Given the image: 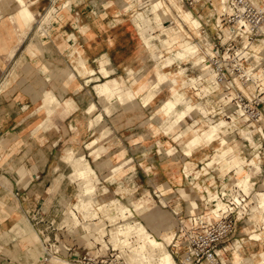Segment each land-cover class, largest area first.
Here are the masks:
<instances>
[{
  "label": "crops",
  "instance_id": "0c3cea01",
  "mask_svg": "<svg viewBox=\"0 0 264 264\" xmlns=\"http://www.w3.org/2000/svg\"><path fill=\"white\" fill-rule=\"evenodd\" d=\"M23 1L34 15L29 23L20 16L21 0H0V264H70L74 256L89 247L98 221L88 219L77 226L65 221L86 181L93 187L89 196L97 203L115 201L133 208L139 196L152 198L154 206L140 201L143 208L147 207L140 220L156 237L162 238L165 232V239L172 237L168 246L173 256L181 252L183 257L185 232L192 231L198 218L210 214L206 196L215 188L228 187L234 170L226 167L220 171L217 168L221 163L207 166L217 141L197 147L191 154L185 152L186 138L180 139L178 134L193 127L194 122L200 124L195 109L187 110V116L167 130L175 115L169 120L170 114L158 111L169 97H160L167 86L150 102H143L156 80V70L165 67L157 61L153 79L146 76L144 70L149 62L145 53L149 49L143 50L134 41L133 35L142 28L150 26L153 34L152 19L125 16L117 0H59L50 19L39 26L51 1ZM122 1L131 8L126 0ZM176 1H181L177 2L181 8L185 4L198 14L200 25L192 30L198 36L209 37L204 54L219 56L224 46L215 41L214 32L223 37L231 30L227 16H211L215 9L211 0ZM218 1L223 4V0ZM139 4L136 0V6ZM203 7H207L203 13L208 16H201ZM154 22L163 30V23L155 16ZM157 50L152 54L158 59L161 51ZM77 51L87 62L85 71L73 60ZM201 51L199 46V55H204ZM243 53L242 68L247 72L252 69L251 80L242 83L234 77L237 87L230 89L228 77L219 82L223 89L213 99L216 105L226 107L223 116L229 115L227 111L237 95L264 103L259 76L264 64L263 38ZM91 67L95 74L86 79L93 81L86 82L80 74L92 72ZM136 80L140 84L147 80L149 87L134 99L123 96L121 100L112 95L104 100L96 90L103 83L127 89ZM167 92L170 94L169 89ZM262 110L257 127L240 124L237 118L238 126L229 139V144L239 148L246 159L260 162L262 170L249 167V211L219 245L224 264H252L262 260L261 252L264 253V240L250 239L251 233L264 232V206L262 215L260 207L252 210L259 199L257 193L264 191V104ZM243 128L251 129L258 149H243L247 143ZM258 150L260 157L255 156ZM78 163L92 168L87 178L76 175ZM197 171H201L200 176ZM191 201L198 204L194 213L188 212ZM149 212L155 220H146Z\"/></svg>",
  "mask_w": 264,
  "mask_h": 264
},
{
  "label": "rangeland",
  "instance_id": "374dc122",
  "mask_svg": "<svg viewBox=\"0 0 264 264\" xmlns=\"http://www.w3.org/2000/svg\"><path fill=\"white\" fill-rule=\"evenodd\" d=\"M176 0H139V2H140V4L139 5H137V6H135V7H133V8H127L125 5H124V2L122 1V0H117V2L118 3H120L121 4V6L123 5V13L125 14V16H132L131 18H133L134 20H135V16H149L151 19H152V21H153V29H152V32H153V34L154 35H160V34H162V30H161V28H162V26L161 27H159V26H157L156 25V23L154 22V13H153V7H154V5L156 4V5H159V6H164V8L166 9V11H168L167 13H169V15L170 16H168V18H165V19H163L164 21H163V25H166V26H168V28H171V29H175L174 27H176V29H179V28H182L181 29V33H182V35L184 36V38H185V42L186 43H189V44H191V45H195L197 48H198V54H199V46L201 47V49H202V53L204 54V51H205V47H207V41H209L208 40V38L206 37V36H204L203 34H201V35H203V36H198V35H196L195 33H194V31L192 30V27H191V25L187 22V20L183 17V16H181L180 15V9H182V10H185L186 11V13H187V15L188 16H186V18H188V19H196L197 20V16H198V14H195L194 12H192L191 10H188V9H190V7H187L185 4H183L184 6H183V8H181L179 5H178V3L180 4V2L179 1H176ZM256 4H258L255 0H253ZM18 2H19V0H18ZM171 2L173 3V5L171 4ZM178 2V3H177ZM211 2H212V4L213 5H211V7L212 8H215L214 9V11H211V16H213V15H215V16H230L231 15V13H232V8H231V6H230V0H223V4L222 3H220L218 0H211ZM218 2V3H217ZM20 3V2H19ZM58 6H59V0H57V2H56V4L54 5V6H50L49 7V9L47 10V12L45 13V15H44V17L42 18V21H40L39 22V26H42L45 22H47L49 19H50V17L52 16V14H53V12H55V8H58ZM153 6V7H152ZM260 6H264V2L263 3H261L260 4ZM163 8V7H162ZM206 8L207 7H203V8H201V10H200V13L202 14L201 16H208V14H204L203 12H204V9L206 10ZM223 10V11H222ZM136 11H138V13H140V15H135L134 16V13L136 12ZM194 13V14H193ZM31 14H33V13H31ZM31 14L30 15H28V16H23V18L25 19V21H26V23H29V22H31L33 19H34V15H32L31 16ZM196 18H195V17ZM182 17L184 18V20L182 19ZM168 20V21H167ZM198 21V20H197ZM199 22V21H198ZM198 22H197V25H198ZM134 23V22H133ZM202 23V22H201ZM135 24V23H134ZM211 25V24H210ZM209 25V26H210ZM135 27L137 28V26L135 25ZM231 27H232V25H231ZM148 28V27H147ZM201 28V27H200ZM202 28H203V26H202ZM233 28V27H232ZM138 29V28H137ZM189 30H191V31H189ZM198 32H199V29H198ZM211 32V31H210ZM230 32V31H229ZM180 33V34H181ZM176 35V34H175ZM163 36H167V33L165 32V33H163ZM172 36H174V34L172 35ZM214 36H215V41H219L220 42V40H223V41H225L227 38H228V31L223 35V37H221L218 33L217 34H215V32H214ZM133 37H134V41L135 42H137V44L138 45H141V47H142V49L144 50L145 49V44L143 43V42H145V41H147V39H144V37H142L141 36V34H140V32L138 31V32H136V35H133ZM211 37V36H210ZM261 37H263V43H264V35H262ZM257 41V40H256ZM256 41H254V42H256ZM152 42L155 44V45H157L158 47V49H160V53L158 54V59L155 57V55L153 56V54H152V52L151 51H147L146 53H145V60H147L149 63H148V67L144 70L145 71V75L146 76H151V79H153V74H154V72H155V69H154V66H156V62L157 61H159V63L160 64H162V60H163V58H165V57H167V56H170L172 53H174L175 52V50L176 49H178L176 46L173 48L174 49V51H172V53H170L169 52V50L167 49V48H165V47H162V45L161 44H159V40H158V38H152ZM254 42H252L251 44H250V47L252 46V44L254 43ZM207 45H206V44ZM209 43V42H208ZM236 43H237V45H239L240 46V39L239 38H237L236 39ZM199 44V45H198ZM209 47V46H208ZM157 48H156V50H157ZM158 51V50H157ZM74 56H73V60H76V65L77 66H79L82 70H86L85 69V66H87L86 64H87V62L84 60V59H81L80 58V55H79V53H78V51L77 52H74V54H73ZM205 55V54H204ZM204 55H198V57H186V58H183V59H177V60H175L174 61V63L171 65V66H168V67H164L163 69H162V71H164V72H166V73H169V72H171V71H178L179 69H181V68H185L184 70H185V72H186V74L189 76V78L190 77H192V78H194V79H196V80H194V81H197L198 80V83L199 82H203L204 81V83H202V84H210V83H212V80H210L209 78H210V74L211 73H213V70H212V65L211 64H209L210 66V68L211 69H209V71L208 70H204L203 69V67H204V65H206V64H204V63H207L208 64V60H209V57L212 59L213 58V56L212 55H209V54H206L205 56H206V62H201L200 61V58L199 57H201L202 59H204L205 57H204ZM209 55V56H208ZM75 65V66H76ZM262 66H263V63H262ZM76 68V67H75ZM91 69H92V67H91ZM103 69V67L101 68V72L103 73V75H105L106 74V72L104 71V70H102ZM166 69V70H165ZM143 70H141L140 71V73L141 72H144ZM261 71H263V75H264V67H260L259 68V73L261 72ZM85 73V72H84ZM80 74L83 78H85V80H86V82H90V81H93V79L91 78L90 80H88L87 81V75H92L93 73L95 74V70H93L92 69V72L90 71V72H88V70H87V72L85 73V74ZM252 73V72H251ZM96 77H97V75H96ZM95 77V78H96ZM197 77H199V78H202V79H198ZM264 77V76H263ZM97 78H100V77H97ZM216 78V77H215ZM209 80V81H208ZM214 81V80H213ZM263 84H262V87H263V89H264V78H263ZM99 83H101V81H99ZM229 84H231V83H229ZM134 85H137V87L136 88H134L133 86ZM112 86V85H111ZM111 86H109L107 83H103V84H100L97 88H96V90H97V92H98V94L99 95H101L102 94V92L105 90V88H106V90L108 91V89H114V93H113V95H118V93L120 92V95H121V100H123L124 99V97L123 96H126L127 98H131V99H134L135 97H136V95L139 93V92H142L143 90H145L146 88H148L149 86H147V87H142L141 88V85H140V83L138 82V80H136V81H134V83L131 85V87L130 88H127V89H124L122 86H116V87H111ZM165 86H167L168 87V89L170 90V94H169V92H167V88H166V91H163L162 93H161V95H160V97H164V98H166V97H168V96H170L171 97V95H172V91H173V88H172V86L170 85V84H166ZM234 86L235 87H237V84H234ZM162 87H164V86H162ZM162 87H159L158 88V91L162 88ZM201 87V86H200ZM200 87L198 86V87H196V88H189L188 90H189V92H188V94L191 96V98H192V100L193 101H198V100H200V95H196V92H198V91H201L200 90ZM212 88H215V86H213ZM101 89H103V91L101 90ZM197 90V91H196ZM130 91L132 92L131 94H129L130 93ZM149 91V90H148ZM121 92H123V93H121ZM208 92H209V94H208ZM148 92H146V95L148 96V100L147 101H143L145 104H147L148 102H150L153 98H154V95H149V94H147ZM157 94V93H156ZM111 96H112V94H110ZM109 95V96H110ZM202 96V95H201ZM206 97H209V100H211L210 102H211V106H208V109H209V113L207 114V116L208 117H210L211 118V116H212V120L214 119L215 120V118L216 119H218L216 116H221L223 119H225L223 116H222V114H221V112H223V109H225L226 107H224L222 104H220L219 105V107H218V104L216 105L215 104V101H214V99H213V101H212V98H214V96H212V92H211V90L208 88L207 89V95H206ZM212 97V98H211ZM169 99V97L168 98H166V99H164L163 100V102L161 103V106H162V104L164 103V101H166V100H168ZM203 101H204V99H202ZM245 100H248L247 98H245ZM232 101V100H231ZM232 102H234V104L232 105V107H230V109H228V111H227V113H229V115L231 116L232 114V117H234V114H236L235 113V111H237V109H238V106H237V104L235 103V100H233ZM248 102V101H247ZM251 102V103H250ZM254 101H250L249 100V103H250V105L253 103ZM257 102V101H256ZM259 103H260V101H259ZM264 104V103H263ZM263 104L261 105V104H259V108H263ZM210 105V104H209ZM183 106L184 105H182V104H180V105H178V106H176L175 107V109L176 110H178V108H179V110L180 109H182L183 108ZM213 106V107H212ZM229 106H231V105H229ZM244 106V104L242 105V107ZM215 107V108H214ZM161 108V107H160ZM158 109V111L159 110H161V109ZM244 108V107H243ZM175 109H173V110H175ZM211 109H213L212 111H211ZM244 109H247V108H244ZM90 110V109H89ZM171 111L172 113H170V115L168 116L169 117V120L171 119V117H172V115H175V117H174V119L172 120V121H170V123H169V125H168V129L167 130H169V129H171V126L173 127V125L175 124V123H178V122H180V121H182V118H179V114H178V112L179 111ZM192 110H194V109H189L188 111H192ZM92 110H90V112H91ZM217 111V112H216ZM189 112V113H190ZM216 112V113H215ZM194 113H195V115H196V119H197V121L200 123V124H198V125H196L197 124V122L195 123H193L192 125H193V127H200V126H202L204 129H208L209 127H210V123L208 122V121H205L206 119L202 116V114L200 113V111L199 110H197V109H195L194 110ZM215 113V114H214ZM199 114H201V116H202V118H203V120L201 119V116H199ZM187 116V115H186ZM214 117V118H213ZM235 117L236 118H238V120H239V123L241 124H243V125H251V124H253V125H256V127H257V123H256V121L253 119V118H249V119H245V117L244 116H242V117H238V116H236L235 115ZM185 118V117H184ZM183 118V119H184ZM225 120H232V119H230V118H227V119H225ZM236 121V120H235ZM169 122V121H168ZM263 122H264V117H263ZM236 129V128H235ZM235 129L233 128V129H231V134H230V136L228 137V138H231L232 137V134H233V132L235 131ZM250 129V128H249ZM247 130V129H246ZM246 130H244L243 131V133L246 131ZM250 132H251V129H250ZM249 132H245V134H248ZM226 139V137L223 135V134H219V136H217L216 137V139H214V140H210L209 142H208V140H206V142L204 141V142H202V143H200L198 146H194V147H190V141L189 140H185L186 141V143H187V146L185 147V152L187 153V154H191L192 153V151L195 149V148H197V147H200V146H208V145H211L212 143H214V142H216L217 141V145L215 146V152H214V154L212 155V158L211 159H209L207 162H210L209 163V165H207V166H211V167H214L215 166V163H221V165L219 166V168H217V169H219L220 171H223V169L224 168H226V167H228L229 165V163L228 162H226L227 161V159H226V161H225V157H218L219 156V151L221 150V149H223V148H229L231 145L229 144V139ZM180 139H182V138H180ZM221 139V140H220ZM227 140V141H226ZM226 141V144L224 143ZM208 142V143H207ZM223 142V143H222ZM251 144H252V146H251V144H249V143H247L246 144V146H245V144H244V146H243V149L245 148V149H258V142L257 141H251L250 142ZM215 144V143H214ZM256 146H255V145ZM189 145V146H188ZM193 146V145H192ZM251 146V147H250ZM231 147H233V146H231ZM253 147V148H252ZM254 149V150H255ZM258 155H261L260 154V150H258ZM216 154L218 155V156H216ZM242 155H243V152H242ZM244 156V155H243ZM218 157V158H217ZM249 157H251V156H249ZM254 160V161H253ZM251 161H253L254 163H250ZM255 161H257L256 159H251V160H248L247 159V164H245V167H246V169L247 170H249V167L250 166H255V167H257V169L258 168H260L259 170H258V172L259 171H261L262 170V167H261V164H255ZM206 164H208V163H206ZM80 164L78 163V165L76 164V168H75V172H76V170H77V172H76V175L77 176H79V177H82V178H87L88 177V175L92 172V168L90 167V165H88V164H84L83 163V166H85V167H83V170L84 171H81L82 173H80V172H78V166H79ZM82 165V164H81ZM260 166V167H259ZM228 168H230V167H228ZM187 173H188V175H190V173H189V171H188V169H187ZM235 173V172H234ZM85 174V175H84ZM200 174H201V171H197L196 172V175L197 176H200ZM191 176V175H190ZM235 176H237L236 174H234L233 175V178H232V180L230 181V185L228 186V187H225V190H223V194H229L230 192H232L233 193V191H235V189H236V187H241L245 192H247V193H249V189L251 188V186L249 187L248 185V183H249V181H250V184L252 185V183H251V176H250V174H249V171L247 172V175H246V181H244L245 183H247L248 185H244L242 182H241V180H239V178L237 177H235ZM192 177V176H191ZM248 178H249V180H248ZM236 180H237V182H236ZM235 183H233V182ZM241 183H239V182ZM89 182L88 181H86V184H85V186H84V190H83V193L80 195V198H81V200H80V202L82 203L81 205H80V203H79V201H77L70 209H69V211H68V213H67V215H66V217H65V221H66V223L68 224V225H70V226H77V225H79V224H82V222L84 221V220H88V219H92V218H94L95 217V215H96V217L94 218V219H98L97 221V225H99L100 226V224L101 225H103L104 224V226H97V228L96 229H99V234L101 235V236H103L104 234H106V233H108L109 234V236L107 235V237H109V240L111 241V242H113V243H115V245H118V246H120V247H122V244L123 243H125V239H127L126 241H128V237H130V236H132V235H134V236H136L135 234H137V232H139V231H137V232H135L137 229L139 230V225H141L142 227H144L145 229H146V233H149V234H151L152 236H154V237H156L153 233H152V231L151 230H149L148 229V227L146 226V224L144 223V222H142L141 220H140V218H141V213L143 214V212L145 211V209L147 208V207H142L143 206V204H142V202L144 201V205L145 206H154L155 205V201L152 199V198H149V197H138V198H136L135 199V203L133 204V208L132 207H130V206H127V205H123L122 203H117V202H115V201H113V202H111V203H97L95 200H93L90 196H89V194L91 193V191L93 190V187L91 186V185H89L88 184ZM241 185H243L244 187H242ZM87 187V188H86ZM246 187V189H244ZM222 189V187L220 186V187H218V188H215V189H213V191H211V193L210 194H218V196L219 197H221V194L219 193V191ZM222 191V190H221ZM225 192V193H224ZM261 192H264V191H259L258 193H257V199L259 198V194L261 193ZM232 193H230V194H232ZM201 196H202V192H201ZM209 196V193H208V195L206 196V198ZM79 198V199H80ZM203 198V197H202ZM205 198V199H206ZM138 201L140 202V201H142V202H140V204L138 203ZM194 202H196V201H194ZM193 201H191V202H189V207H188V212L189 213H191V212H195L196 211V208H197V206H198V204H197V202H196V204L194 203ZM204 202V201H203ZM225 203V202H224ZM192 204H194L193 206H195V208L194 207H192ZM197 205V206H196ZM208 207V211H210V214L209 215H212V213H211V208H210V205H208L207 206ZM123 208H127L126 209V214H123L122 212H121V209H123ZM194 208V209H193ZM91 210V211H90ZM117 210V211H116ZM92 212V213H91ZM95 212H97L96 214H95ZM115 212V213H114ZM76 213V214H75ZM90 213V214H89ZM121 213H122V215H121ZM74 214L77 216V219L74 217ZM165 214V213H164ZM94 215V216H93ZM122 217H121V216ZM135 215H136V217H135ZM93 216V217H92ZM123 216H124V218H123ZM165 216H167L166 214H165ZM163 217V214H160L159 215V218H162ZM145 218H146V220H155L156 219V217H155V215L154 214H152V212H149L148 214H146L145 215ZM105 219H108L111 223H112V227H108V225L106 224L107 222H109V221H105ZM74 220H76V221H74ZM80 220V221H79ZM77 222V223H76ZM74 223V224H73ZM76 223V224H75ZM134 223V224H133ZM141 223V224H140ZM123 224V225H122ZM25 225L27 226V227H29V222L28 221H26L25 220ZM84 225V224H83ZM117 225H122L118 230H117V228L119 227V226H117ZM129 226V229H130V227H131V229L129 230V232H127L126 233V230L128 229V226ZM127 227L126 228V230L124 229V227ZM136 226V227H135ZM113 228V229H112ZM132 228H134V229H132ZM100 229H102V230H100ZM110 230H112V231H110ZM116 231V233L118 234V236H114L113 237V235H112V233H109V232H113V231ZM125 230V231H124ZM165 231H168L169 229H164ZM102 231V232H101ZM115 231L113 232V233H115ZM119 231V232H118ZM120 231H122L121 233H120ZM124 231V232H123ZM128 231V230H127ZM103 232H104V234H103ZM132 232V233H131ZM115 233V234H116ZM120 233V234H119ZM126 235V237H125V235ZM173 233V232H172ZM254 233H256V232H254ZM254 233H251L250 234V236L251 235H253ZM110 235H112L111 237H110ZM165 235H166V232L164 233V236L162 237V238H158V237H156V238H158L159 240H161V241H163L164 242V244H165V247L172 253V251H171V246H168V244L171 242V240H172V237H171V239L169 240V239H165ZM174 235V234H173ZM140 236V234L138 233V235L136 236V239H138V237ZM261 236H262V238H261V240L260 241H262V240H264V233L262 232L261 233ZM260 236V237H261ZM118 237H120V238H118ZM123 237V238H122ZM116 240H115V239ZM140 238H141V236H140ZM139 238V239H140ZM120 239H122V240H120ZM135 239V242L136 243H129V242H127V243H129V246L127 247V245L128 244H123V245H126V246H123L124 248H127V249H129L130 250V245H133L134 247L135 246H137V241H139V239L138 240H136ZM122 243H121V242ZM124 241V242H123ZM140 241H141V239H140ZM131 248H133L132 246H131ZM128 250V251H129ZM173 254V253H172ZM130 255H131V252L130 253H128V258H129V260H131L130 259ZM174 255V254H173ZM175 257V259H176V261H177V264H186L184 261H182V260H180V259H183V257L181 256V252L179 253V255H178V257H176V256H174ZM134 262V261H133ZM136 263H138L139 264V261H136V262H134L133 264H136ZM140 263L141 264H148V263H150V262H147V261H143V262H141L140 261ZM151 264V263H150ZM208 264V263H207Z\"/></svg>",
  "mask_w": 264,
  "mask_h": 264
},
{
  "label": "bare ground",
  "instance_id": "6f19581e",
  "mask_svg": "<svg viewBox=\"0 0 264 264\" xmlns=\"http://www.w3.org/2000/svg\"><path fill=\"white\" fill-rule=\"evenodd\" d=\"M126 1L130 4L131 8H133V7L136 6V0H126ZM21 2L23 4V9L20 12V16H24V15L25 16H28V15H30L32 12L26 6L25 1L21 0ZM152 9H153L154 16L156 18H158L161 21V23H163V21H164L163 19L168 18V16H170L169 13H167L168 11H166V9L164 8V6H159V5H156L155 4ZM32 15L33 14H31V16ZM135 15H140V14L137 13V12H135L134 16ZM180 15L183 16L187 20V22L191 25L192 28L195 29L198 26L197 25V22L198 21L196 19H188V18H186V16H188V15H187V13H186L185 10L180 9ZM198 24H199V22H198ZM150 28H151L150 26H148V28H144V29L142 28L143 30L141 29L140 34H141L142 37H144V39H147V41H145L143 43L145 44V46L151 52L154 53L155 50H156V48L158 47L157 45H155L152 42V38H158L159 44H161L162 47L167 48L170 53H172V51H174L173 48L176 45L178 46V47L176 46L178 49H176L174 53H172L170 56H167V57L163 58V60H162V66H165V67L171 66L174 63V61L177 60V59H183V58H186V57H198V55H199L198 54V48L195 45H191V44L185 42V38L182 35V33L180 32L182 28H179V29H176L175 30V29L168 28V26H166V25H163L162 34H160V35L159 34L158 35H153L151 33V31H150ZM165 32L167 33V36H163V33H165ZM173 34H174V36H172ZM244 44H246L247 46H250V44H248L247 41L244 42ZM158 50H160V49H158ZM199 58H200V61L201 62H203V63L206 62V57L204 59H202L201 57H199ZM204 64H206V65H204L203 69L209 71V69H211L209 67L210 65L207 64V63H204ZM263 67H264V64H263ZM212 70H213V73L210 74L211 76L209 78L210 80H212V83H210V84H202V83H204V81L198 83V80L197 81H194L196 79H194L192 77L189 78V76L186 74V72H185V70L183 68L179 69L178 71H171L169 73H166L164 71H161L160 69H157L156 70V80L151 83V86L149 87V91L147 93L149 95H155L158 92V88L159 87L165 86L166 84H170L172 86V88H173L172 95H171V97L169 96V99L168 100L164 101V103L162 104V106L160 105L161 108L159 107L161 109V111L164 112V114H167L168 115V114L172 113L171 111L173 109H175L176 106L182 104V105H184L182 109L179 110V108H178V110H176L177 109L176 108L175 110H173V111H179L178 112L179 118H183L186 115V111L189 110V109H197V110L200 111L201 114L204 115V117L206 119L205 121H208L210 123V127L208 129H204L202 126L197 127V128L196 127L189 126L187 129L181 131L179 134L177 133L178 134V138H186V140H189L191 142L190 143V147L198 146L200 143H202L204 141L206 142V140H208V142L210 140H214V139H216L217 136H219V134H223L226 137V139H227L230 136L231 132H232L231 129H233L235 127L237 128V126H238L237 118L235 117V115L237 116V114H234V117H232L233 114L231 115V119L232 120H225L227 118H225L223 115L222 116L225 119H223L221 116H219V117L216 116L218 119L215 118V120L214 119L213 120L211 119L212 116H211V118L207 116V114L210 112L209 109H208V106H211V102H210L211 100H209V97H206V95H207V89L209 88L211 90L212 96H214V97L217 95V93H220L222 91V89H223L222 86L220 85V83L218 82V80L215 78L216 77V73H215V71H214L213 68H212ZM248 72L251 73L252 72V69L249 68L248 69ZM259 76L262 77V80H263V78H264L263 77L264 76L263 75V71H261L259 73ZM198 79H202V78H198ZM230 83H231V85H234V83L232 81ZM140 85H141V88L142 87H147V86H149V83L146 80V81L142 82V84H140ZM198 86L199 87L201 86L200 87V90L201 91L196 92V94L197 95H200V100L193 101L192 98H191V96L188 94V92H189L188 89L189 88H193V87L196 88ZM213 86H215V88H212ZM102 91H103V89H102ZM114 92L115 91L113 89L108 90V91L104 90L100 96L102 98H104V100H105L106 99L105 97H108L110 94L113 95ZM121 93H123V92H121ZM208 94H209V92H208ZM117 96H119V98L122 99L121 98V95H120V92H119V94ZM109 97H108V100H109ZM201 99H204V101L203 100L201 101ZM142 100L144 102L147 101L148 100V96L145 94L143 96ZM212 101H213V98H212ZM212 110L213 109H211V111ZM238 114H243L244 117H245V119H249V115L245 112V110H244L243 107H240L239 108ZM259 129L261 130V127ZM244 130H246L245 131L246 133L249 132L248 134H245V132L243 133L244 136H245V138L247 139V143L251 144L250 143L251 141H256L254 135L252 134V132H250V129L249 128H243V131ZM228 139H230V138H228ZM226 141L224 142L225 144H226ZM247 143H245V144H247ZM251 146H252V144H251ZM169 150H170V148H169ZM166 151L168 152V150H166ZM216 156H218V155L216 154ZM222 156L225 157V161L227 159L226 162L229 163L228 164L229 165L228 167H230L229 169L230 170L231 169L234 170L235 173H233V175L236 174L237 175V176H235L236 178L238 177L239 180H241V182L245 186L249 184L248 186L250 187L251 186L250 181H249L248 184L244 182V181L247 180L246 179V175H247L248 170L245 167V164H247V162H246L247 159L244 156L241 155V153L239 152V148L235 149L234 147H231V146L229 148H227V149L226 148H223V149H221L219 151V156L218 157L220 158ZM255 156L260 157V155H258V153ZM253 161H251L250 163H254ZM207 163H208L207 165H209L210 162H207ZM256 163L257 164H260V162H258V161H255V164ZM79 164L80 165L78 166V169H79L78 172L82 173L81 171H84L83 170V167H85L86 165L83 166V163H79ZM259 169L260 168H258V170ZM76 172H77V170H76ZM248 180H249V178H248ZM236 182H237V180H236ZM241 186L244 187L243 185H241ZM244 189H246V187ZM221 190L223 192V190H225V187L222 186V189ZM239 190H243V189L239 186ZM230 193H232V192H230ZM230 193L227 194V195L226 194H224V195H226L227 197L233 195L237 199V195L235 194V191H233L232 194H230ZM244 193H246V194L249 195V193H247L245 191H244ZM219 196H218V194L217 195L216 194H209V196L206 198V203L210 205L211 212L214 213V215H210V216L208 215L207 218H209L210 220H212V218L215 215H220L221 214V210H223V209H225L227 207L226 202L224 201V199L222 197H219ZM81 198L78 200L79 203H80V205L82 204L80 202ZM193 205L194 204H192V207L195 208V206H193ZM263 206H264V193L261 195V197H259V199H258V201L256 203V206L254 205L253 206L254 208L252 207V210L253 209L255 210L257 207H260L261 208L260 211H261V215H262ZM126 209L127 208L121 209V212L123 214H126ZM248 211L249 210L247 209V212ZM96 213L97 212H95V214ZM122 213H121V215H122ZM75 214H74V217L77 219V216ZM95 217H96V215H95ZM94 218H92V219H94ZM123 218H124V216H123ZM74 221H76V220H74ZM105 221H109V220L108 219H105ZM109 223L111 225L110 227H112V223L110 221H109ZM106 224L108 225V222ZM122 225H117V226H119L117 228V230ZM141 225H139L140 226L139 227V230L137 229L135 231V232L139 231V232H137V234H135L136 236L138 235V233L141 236V238H140V236L138 237V239L140 238L141 241H140V239H139V241H137V246L134 247L133 245H130V250L123 247V246H126V245H123L125 243L128 244L127 247L129 246V243H136L135 242L136 236H134V235L128 237V241H126L127 239H125L124 240L125 243L122 244V247H120L118 245H115V243H113L115 245V247H117V248L120 249V252L125 257V259L130 264H133L136 261H139V264H141L140 261L141 262L147 261V262H150L151 264H177V261L175 260L173 254L165 247L164 242L161 241V240H159V239H157V238H155L151 234L146 233V229L144 227H142ZM100 226H104V224L103 225L100 224ZM131 227H130V229H131ZM126 228L127 227L125 226L124 229L126 230ZM130 229H129V226H128V229H127L128 231L126 230V233L129 232ZM132 229H134V228H132ZM100 230H102V229H100ZM110 231H112V230H110ZM113 232H109V233H112L113 237L115 235L118 236V234L116 233V231H115L116 234L113 233ZM121 232L122 231H120V233ZM103 234H104V232H103ZM112 235H110V237ZM126 235H125V237H126ZM260 236H261V233H257L256 232V233H254L253 235L250 236L251 237L250 239L260 241L261 238H262V236L261 237ZM118 238H120V237H118ZM138 239H136V240H138ZM120 240H122V239H120ZM127 242H129V243H127ZM131 246L133 248H131ZM130 252H131V255H130V259L131 260H129V258H128V253H130ZM261 256H262V260H260L258 262H255V263L252 262V264H264V253L263 252H261ZM246 259L247 258H245V262H246ZM150 263H148V264H150ZM249 263H251V262H249ZM136 264H138V263H136Z\"/></svg>",
  "mask_w": 264,
  "mask_h": 264
},
{
  "label": "built area",
  "instance_id": "2783aa9c",
  "mask_svg": "<svg viewBox=\"0 0 264 264\" xmlns=\"http://www.w3.org/2000/svg\"><path fill=\"white\" fill-rule=\"evenodd\" d=\"M54 6L57 0H50ZM232 13L227 16L226 22L232 25L228 38L220 40V45L224 46L223 52L212 59L209 58L208 64L212 65L216 73V79L221 82L228 77V82L238 78L242 83L251 80L250 73L242 68V61L245 59L243 50L250 46L244 44L262 39V26L264 24V6L256 4L253 0H230ZM56 11V8H55ZM240 39V46L237 45L236 39ZM227 82V83H228ZM234 85L229 84L228 89ZM238 106L235 113L238 117L244 116L238 114V110L244 104L245 112L249 118L255 121L262 117L263 110L259 108V102L254 101L251 105L249 100H245L244 96L237 95L234 99ZM248 101V102H247ZM223 115V112H221ZM230 118V115H225ZM221 197L226 202L227 207L221 210L220 215H215L212 220L209 218H198L192 228V231H186V239L184 244L186 250L183 253V259L186 264H224L220 258L219 245L225 242L235 230L237 220L248 214L249 195L236 187L235 194L237 199L231 195L227 197L220 190ZM214 215L213 212H211ZM98 220V219H94ZM98 226V225H97ZM96 226V228H97ZM108 222V227H110ZM99 229L93 231L90 238V245L79 255L71 259L70 264H130L121 254L120 249L115 247L113 242L109 240L108 233L101 236Z\"/></svg>",
  "mask_w": 264,
  "mask_h": 264
}]
</instances>
